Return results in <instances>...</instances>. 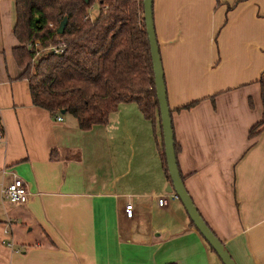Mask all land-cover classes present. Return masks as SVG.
I'll use <instances>...</instances> for the list:
<instances>
[{
    "label": "crops",
    "instance_id": "0c3cea01",
    "mask_svg": "<svg viewBox=\"0 0 264 264\" xmlns=\"http://www.w3.org/2000/svg\"><path fill=\"white\" fill-rule=\"evenodd\" d=\"M152 13L184 187L235 264H264V126L248 136L263 116L264 0H153ZM14 20L0 0V184L12 173L30 195L0 192V264H222L165 195L160 133L136 104L88 131L31 104Z\"/></svg>",
    "mask_w": 264,
    "mask_h": 264
},
{
    "label": "trees",
    "instance_id": "16d2710c",
    "mask_svg": "<svg viewBox=\"0 0 264 264\" xmlns=\"http://www.w3.org/2000/svg\"><path fill=\"white\" fill-rule=\"evenodd\" d=\"M12 1V33L18 43L12 52L21 70L19 78L27 81L31 104L52 117L64 111L81 131L107 124L120 104H136L153 132L159 130V155L170 184L142 0ZM93 5L98 6V12L92 18ZM257 83L263 116L249 130V139L264 126L263 75ZM195 104L176 112L190 110ZM3 132L0 116L1 136ZM174 150L177 156L175 140ZM54 153H50L51 160Z\"/></svg>",
    "mask_w": 264,
    "mask_h": 264
},
{
    "label": "water",
    "instance_id": "95a60500",
    "mask_svg": "<svg viewBox=\"0 0 264 264\" xmlns=\"http://www.w3.org/2000/svg\"><path fill=\"white\" fill-rule=\"evenodd\" d=\"M153 0H142L143 7V21L145 32L147 35L150 58L152 63V72L154 80V88L156 100L160 114V126L162 131L163 149L166 160L168 175L170 178V185L165 191L169 194L173 193L182 204L190 222L193 227L207 243L210 249L217 255L222 264H235L231 256L219 241V239L207 227L197 209L195 208L189 194L187 193L183 181L180 178L179 170L174 150V135L171 121V114L167 104L166 91L163 80V71L159 58L157 42L155 39L152 13ZM62 31V27L58 30V34ZM60 114H65L61 111Z\"/></svg>",
    "mask_w": 264,
    "mask_h": 264
},
{
    "label": "built area",
    "instance_id": "2783aa9c",
    "mask_svg": "<svg viewBox=\"0 0 264 264\" xmlns=\"http://www.w3.org/2000/svg\"><path fill=\"white\" fill-rule=\"evenodd\" d=\"M58 121L61 120L60 117L57 118ZM1 139V136H0ZM8 173L6 170L0 171V176H4ZM11 181L7 185L0 184V192L1 195L10 203H19L23 204L26 203L29 198V193L27 191V188L25 184L17 177H15L14 174L11 173ZM172 200H176L177 197L174 194L170 195ZM167 200L164 199H158L157 206L163 207L166 206ZM123 215L126 219H131L133 217V206L132 204L128 203L125 205L123 209ZM6 233V232H5ZM10 246V245H9Z\"/></svg>",
    "mask_w": 264,
    "mask_h": 264
},
{
    "label": "rangeland",
    "instance_id": "374dc122",
    "mask_svg": "<svg viewBox=\"0 0 264 264\" xmlns=\"http://www.w3.org/2000/svg\"><path fill=\"white\" fill-rule=\"evenodd\" d=\"M97 12H98V6L93 5V6L91 7V9H90V12H89L90 15H91V16H96ZM149 126H150V125H149ZM165 195H166V196H170L169 193H166Z\"/></svg>",
    "mask_w": 264,
    "mask_h": 264
}]
</instances>
